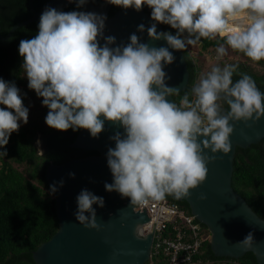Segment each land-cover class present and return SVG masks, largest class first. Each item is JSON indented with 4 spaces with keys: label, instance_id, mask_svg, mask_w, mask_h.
<instances>
[{
    "label": "clouds",
    "instance_id": "clouds-1",
    "mask_svg": "<svg viewBox=\"0 0 264 264\" xmlns=\"http://www.w3.org/2000/svg\"><path fill=\"white\" fill-rule=\"evenodd\" d=\"M69 2L79 9L88 0ZM105 2L137 12L147 6L153 21L147 35L165 40L167 47H150L135 33L126 45H116L115 36L104 35L106 15L48 7L39 18L37 34L19 42L27 87L42 98V106L48 109L45 123L52 129H86L97 138L105 121L123 128V134L117 131L110 137L115 147L106 156L113 181L105 182L106 191H115L138 206L163 200L166 195L186 197L206 180L207 161L214 157L204 150L230 152L234 129L229 121L264 116V92L247 74L234 82L237 65L225 64L213 66L199 78L191 89L194 99L190 101L185 94L179 105L170 102L167 97L180 90L165 83L170 77L164 66L175 60L169 49L182 51L201 38L220 37L228 48L251 61L264 60V0ZM238 20L248 22L229 26ZM157 24L169 25L176 32H158ZM137 30L144 32L145 25H138ZM226 51L224 45L217 47L218 56ZM221 100L228 106L226 112L221 111ZM0 105V149H4L0 155L6 156L12 133L29 121V108L15 82L3 78ZM69 175L75 177V173ZM63 183L58 182L60 187ZM58 190L56 183L49 188L53 195ZM200 198L206 197L201 194ZM76 201V220L99 229L93 205L103 207L104 198L85 188ZM252 239L249 233L240 244L250 247Z\"/></svg>",
    "mask_w": 264,
    "mask_h": 264
},
{
    "label": "water",
    "instance_id": "water-1",
    "mask_svg": "<svg viewBox=\"0 0 264 264\" xmlns=\"http://www.w3.org/2000/svg\"><path fill=\"white\" fill-rule=\"evenodd\" d=\"M67 6L76 4L69 0H47L43 8L34 10L31 16L12 25L5 35L0 34V38H9L19 26L40 18L45 8L58 10ZM110 7L111 4L106 2L97 4L88 0L79 11L106 15L104 35L115 36L116 45H126L130 42V35L135 33L140 42L147 43L150 47H167L165 40H152L148 37L146 29L153 21L144 9L137 12L132 8H121L109 16ZM140 24L145 25L144 32L137 30ZM157 31L166 30L161 24H157ZM100 43L103 44L104 41L101 40ZM169 50L173 52L175 60L164 66V71L170 77L165 83L183 90L189 78L186 60L182 51ZM167 99L176 102L173 96H168ZM229 123L234 129L230 134V152L213 154L210 150H204L209 157H214L207 161L206 180L190 189V195L186 197L177 199L170 196L176 200L184 199L191 214L206 225L214 255L239 257L246 251H252L257 263L264 264V219L253 211L246 199L231 185L236 147H247L264 138V116L259 120H230ZM117 131L123 134L124 130L119 124L110 121H105L104 130L97 138H93L88 130L79 129L71 145L84 150H95L97 154L71 158L58 164L50 163L46 168L45 176L49 188L56 183L59 189L55 193L59 224L52 236L33 251V258L38 264H145L149 258L154 222L151 233L142 235L141 224L149 220L146 209L130 205L129 198L121 197L115 191L108 192L104 188L105 182L113 181L106 153L110 147H115V142L110 137ZM69 173H75V177H71ZM61 180L64 182L62 187L58 184ZM85 188L104 198L103 207L93 205L96 209L95 222L100 226L99 229L85 227L74 215L77 211L76 197ZM201 194L206 198L201 199ZM249 233L253 238L251 246L244 247L240 242Z\"/></svg>",
    "mask_w": 264,
    "mask_h": 264
},
{
    "label": "trees",
    "instance_id": "trees-1",
    "mask_svg": "<svg viewBox=\"0 0 264 264\" xmlns=\"http://www.w3.org/2000/svg\"><path fill=\"white\" fill-rule=\"evenodd\" d=\"M94 1L97 4L105 2ZM46 2L47 0H0V34L5 35L12 25L31 16L34 10L43 8ZM118 9L121 7L111 5L108 15ZM143 9L150 14L151 10L147 6ZM58 10L67 12L78 9L76 6H67ZM38 23L39 18L19 26L9 38H0V78L15 82L16 85L25 83L27 86L18 46L21 39H30L37 34ZM161 25L164 30L175 34L176 30L169 25ZM193 44L198 45L200 50L191 54L189 50ZM193 44L183 50L189 80L185 89L172 95L178 105L185 94H188L190 101L193 99L191 89L200 72L201 51L208 52L210 47L217 48L220 45L227 49L224 55L231 56L228 64L237 65L233 80L247 74L264 92V60L251 61L243 53L228 48L220 37L201 38ZM258 69L262 72H258ZM47 112L48 109L45 114ZM45 114L43 118L36 119L37 123L29 121L26 125L21 124L19 132L12 133L9 139L7 155H0V264H38L33 258V251L58 229L56 194H50L45 176L48 165L97 154L95 150H84L71 145L79 130L52 129L45 123ZM37 133L41 134L42 152L36 143ZM231 185L246 199L253 211L264 219V138L247 147H236ZM166 197L177 202L187 214H191L184 199L176 200L170 195ZM195 221L200 224L201 232L205 236L201 254L198 255L201 259L199 264H258L252 251H246L239 257L214 255L206 225L197 219Z\"/></svg>",
    "mask_w": 264,
    "mask_h": 264
},
{
    "label": "built area",
    "instance_id": "built-area-1",
    "mask_svg": "<svg viewBox=\"0 0 264 264\" xmlns=\"http://www.w3.org/2000/svg\"><path fill=\"white\" fill-rule=\"evenodd\" d=\"M145 208L149 220L141 224V233H151L152 245L145 264H199L203 236L195 217L175 201L165 197L151 201Z\"/></svg>",
    "mask_w": 264,
    "mask_h": 264
},
{
    "label": "rangeland",
    "instance_id": "rangeland-1",
    "mask_svg": "<svg viewBox=\"0 0 264 264\" xmlns=\"http://www.w3.org/2000/svg\"><path fill=\"white\" fill-rule=\"evenodd\" d=\"M241 24H246L248 21L247 20H239L237 21ZM200 49H198V45H192L190 46V53L193 54L195 51H198ZM200 72L197 78V81L199 80V78L204 75L205 73H207L208 71L211 70V68L213 66H220L223 67L225 64L229 63V60H231V56H218L217 53V48L216 47H210V50L207 51H201L200 53ZM251 66V65H250ZM253 70L254 67H250ZM257 69V68H256ZM262 70L258 69V72ZM24 74V72H23ZM24 77H26L24 75ZM17 87L20 89V95L23 98L24 104L26 107L29 108V121L31 123H37L36 119L39 118H43L44 114L47 110V108L45 106H42V98L37 97V95L35 94V92L33 90H30L25 83H20L19 85H17ZM194 99V98H193ZM0 107H3L2 105H0ZM46 116V114H45ZM36 117V118H35ZM28 121V122H29ZM23 124V123H21ZM41 134L37 133L36 134V143L37 141H39V143H37L38 145V149L40 152H42V144H41V140H40Z\"/></svg>",
    "mask_w": 264,
    "mask_h": 264
},
{
    "label": "flooded vegetation",
    "instance_id": "flooded-vegetation-1",
    "mask_svg": "<svg viewBox=\"0 0 264 264\" xmlns=\"http://www.w3.org/2000/svg\"><path fill=\"white\" fill-rule=\"evenodd\" d=\"M94 3H96L94 0H92ZM79 10H81V9H78L77 11H79ZM182 52H183V50H182ZM185 59V58H184ZM186 67H187V65H186ZM197 78H198V75H197ZM188 80H189V78H188ZM233 81H236V80H233ZM198 81L196 80V83H197ZM188 84V83H187ZM259 88V87H258ZM218 103L220 104V106H221V111L222 112H226L227 111V109H228V107H227V104H226V106L224 105V102L221 100V101H218Z\"/></svg>",
    "mask_w": 264,
    "mask_h": 264
},
{
    "label": "bare ground",
    "instance_id": "bare-ground-1",
    "mask_svg": "<svg viewBox=\"0 0 264 264\" xmlns=\"http://www.w3.org/2000/svg\"><path fill=\"white\" fill-rule=\"evenodd\" d=\"M238 21H239V20H238ZM241 23H243V22H241ZM241 23L236 22V23L230 24L229 26H230V27H239V26L241 25Z\"/></svg>",
    "mask_w": 264,
    "mask_h": 264
}]
</instances>
